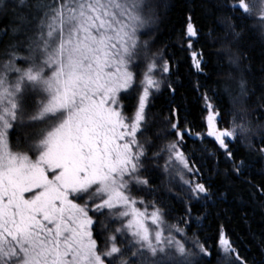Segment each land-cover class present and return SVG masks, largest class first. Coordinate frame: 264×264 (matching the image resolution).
Listing matches in <instances>:
<instances>
[{"label": "snow or ice", "instance_id": "snow-or-ice-1", "mask_svg": "<svg viewBox=\"0 0 264 264\" xmlns=\"http://www.w3.org/2000/svg\"><path fill=\"white\" fill-rule=\"evenodd\" d=\"M213 9L229 15L223 35L207 34L219 45L208 60L190 16L184 32L192 68L222 78L199 97L196 131L179 104L152 112L177 83L145 0H0V264H248L223 225L212 246L199 231L187 239L207 219L194 209L213 196L209 161L221 175L223 157L224 179L264 204V123L248 107L256 91L264 103V67L256 88L245 46L264 40V0ZM164 184L184 205L177 224L159 202Z\"/></svg>", "mask_w": 264, "mask_h": 264}, {"label": "trees", "instance_id": "trees-1", "mask_svg": "<svg viewBox=\"0 0 264 264\" xmlns=\"http://www.w3.org/2000/svg\"><path fill=\"white\" fill-rule=\"evenodd\" d=\"M149 5V10H155L160 18L159 31L154 44V50H161L164 58L171 57L172 61V79L177 83V92L173 100L170 93L165 90L153 102L152 112L167 115L169 105H181V115L188 122L194 123V130L202 131L201 122L205 112L202 111L204 102L199 97L205 91L212 95L213 89L216 87L215 81L218 78L215 74H211L210 78H206L204 73H197L192 68L190 51L188 50V38L184 35L186 23L189 16L192 23L199 32V36L192 39L193 50H203L206 60L209 59V53H213L217 48L208 47L211 39L208 33L211 31L214 36L223 35L224 26L220 23V15H229L228 13L214 12L213 5L217 0H145ZM229 5L238 2V0H225ZM248 36V33H245ZM148 37H144L147 39ZM246 55L252 59L246 61L251 67L253 76L250 83L255 84L259 88L262 78L261 69L264 67V40H261L258 32L250 36L245 41ZM212 60L215 57H211ZM163 61H161V64ZM207 72V69H205ZM201 85L199 92L195 91L197 82ZM255 90V89H254ZM260 93L256 91V95L252 97L249 107V118L254 122L264 123V120H258L259 112H264V103L259 99ZM135 93L129 97L127 104L129 108L134 105ZM225 109L231 105L227 97H225ZM227 119V117H225ZM221 127L225 125L221 124ZM211 145V141H209ZM194 147L191 140L188 141L187 151ZM234 151H236L234 149ZM201 153L197 151V156ZM206 155V154H205ZM241 155L237 151V156ZM162 163V162H161ZM223 157H221V175H214L205 170V179L209 180L212 185L213 196L208 202L207 207L197 206L194 211L201 215L206 214L207 219L202 220L199 228H193L187 233V239L191 243L192 233L199 231V237L202 242L212 246L215 244L220 226L226 230L227 235L233 241L234 246L239 250L242 257H246L248 264H264V204L257 199L249 196V190L240 186L239 182L226 181L223 176L224 168ZM260 177L256 176V181ZM158 182V181H157ZM164 184L161 191L157 194L159 202L170 209L168 212L169 224H177L184 216V205L167 198L166 188L171 187ZM175 189H173L174 191ZM151 199V198H149ZM203 201L201 205H203ZM184 227L183 224L179 225ZM179 238V237H178ZM215 252V249L213 248Z\"/></svg>", "mask_w": 264, "mask_h": 264}, {"label": "rangeland", "instance_id": "rangeland-1", "mask_svg": "<svg viewBox=\"0 0 264 264\" xmlns=\"http://www.w3.org/2000/svg\"><path fill=\"white\" fill-rule=\"evenodd\" d=\"M166 186H168V185H166ZM166 189H168V188H166ZM149 211H151V208H149ZM167 224H168V225H172V224H169V221H168V220H167ZM149 226H150V227H154V226H151V222H150V221H149Z\"/></svg>", "mask_w": 264, "mask_h": 264}]
</instances>
